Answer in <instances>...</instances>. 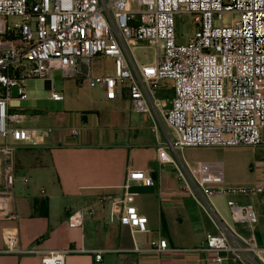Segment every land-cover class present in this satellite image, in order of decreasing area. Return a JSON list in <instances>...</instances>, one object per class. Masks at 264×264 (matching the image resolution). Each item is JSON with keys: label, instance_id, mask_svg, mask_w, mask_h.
Listing matches in <instances>:
<instances>
[{"label": "built area", "instance_id": "obj_1", "mask_svg": "<svg viewBox=\"0 0 264 264\" xmlns=\"http://www.w3.org/2000/svg\"><path fill=\"white\" fill-rule=\"evenodd\" d=\"M227 13L233 15L229 22L224 19ZM177 14H190L195 23L185 43L177 42ZM137 43L155 47L152 63L138 61L132 52ZM96 55L113 59L112 75L81 70L79 63L88 64ZM51 70H60L66 78L83 77L90 86L102 85L111 95L125 87L134 112L148 115L153 129L162 124L173 132L174 141L168 138L166 144L176 154L186 147L264 143V0H0V219L18 217L13 190L15 150L40 145L51 131L22 124L26 81L47 80L49 98H64L53 90ZM165 80L172 87L169 102L156 94ZM78 132L71 128L68 134ZM1 160L5 161L2 170ZM172 162L178 180L214 232L191 249L172 248L165 238H152L143 250H192L206 264H264V248L254 233L253 204L227 199V218L212 202L216 193L262 194L264 177L248 185L223 187L219 166L211 170L210 163H191L179 154ZM131 181L153 184L145 171L128 168L122 195H103L101 200L109 203V219L127 225L134 238L136 232L147 231V217L130 203ZM92 212L93 207H87L70 213L68 226H81ZM2 239L3 252L37 253L42 264H64L68 252L22 248L13 232H4ZM100 258L97 251L95 259Z\"/></svg>", "mask_w": 264, "mask_h": 264}, {"label": "crops", "instance_id": "obj_2", "mask_svg": "<svg viewBox=\"0 0 264 264\" xmlns=\"http://www.w3.org/2000/svg\"><path fill=\"white\" fill-rule=\"evenodd\" d=\"M79 67L82 71L88 68L93 75L114 72L113 59L102 55L92 57L88 64L80 62ZM67 79L73 82L78 105L64 106L62 112L49 115L52 122L46 127L51 131L43 143L18 147L14 152V207L18 217L0 219V264H42L37 253L3 252L6 231L17 234L22 248L68 250L64 264H206L200 260L201 254L192 250H143L152 238H165L172 248L191 249L214 232L178 180L172 160L179 154L191 163H210L211 170L219 166L223 187L248 185L264 177V143L256 147H186L176 154L166 144V127L159 124L153 129L148 115L131 109L125 87L111 95L104 86H90L83 77ZM44 82L49 89V81ZM83 85L90 93L80 92ZM156 94L169 102L171 83L161 81ZM71 128H77L78 134L69 135ZM4 165L1 160V170ZM128 168L143 170L153 179L152 185L131 181L128 188L133 193L130 203L147 217V231L136 232L134 238L127 225L109 219V203L101 200L103 195H122ZM23 177H27L26 183ZM227 199L253 204L257 213L254 233L264 248V193L213 195L217 210L229 218ZM41 201L46 204L40 205ZM87 207H93V212L85 215L83 224L69 227L67 216ZM97 251H101L99 260L95 259Z\"/></svg>", "mask_w": 264, "mask_h": 264}, {"label": "rangeland", "instance_id": "obj_3", "mask_svg": "<svg viewBox=\"0 0 264 264\" xmlns=\"http://www.w3.org/2000/svg\"><path fill=\"white\" fill-rule=\"evenodd\" d=\"M232 17L233 15L229 13L224 15L226 22H229ZM11 20H14V18ZM174 21L177 42H187L195 30V23L193 21L192 15L177 14L175 15ZM132 52L140 63L150 64L153 62L155 57V47L146 43H137L132 48ZM106 69L107 71L110 70V63H108ZM49 78L54 85L53 90L63 93L65 99L63 101L50 99V90L46 87L44 80L28 79L26 81L27 98L22 100L21 103L22 107L25 109L23 112L26 115L22 120L23 125L31 127H46L52 122V119L49 117V115L52 113L62 112L64 110V106L76 107L78 105V95L75 92V87L72 80L63 78L62 72L60 70H51L49 73ZM80 92L90 93V88L86 85H83ZM14 93L15 90L13 91V94ZM36 115L39 116L34 117ZM32 117L34 118L31 119ZM166 132L169 136V139L174 141L175 136L173 132L167 127Z\"/></svg>", "mask_w": 264, "mask_h": 264}, {"label": "trees", "instance_id": "obj_4", "mask_svg": "<svg viewBox=\"0 0 264 264\" xmlns=\"http://www.w3.org/2000/svg\"><path fill=\"white\" fill-rule=\"evenodd\" d=\"M36 203V202H35ZM46 204V202L45 201H41V203H40V205H45Z\"/></svg>", "mask_w": 264, "mask_h": 264}]
</instances>
